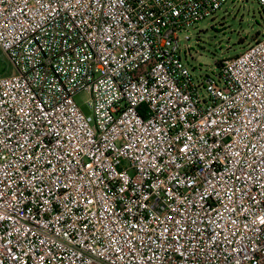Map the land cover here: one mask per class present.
I'll return each instance as SVG.
<instances>
[{
    "label": "built area",
    "instance_id": "obj_1",
    "mask_svg": "<svg viewBox=\"0 0 264 264\" xmlns=\"http://www.w3.org/2000/svg\"><path fill=\"white\" fill-rule=\"evenodd\" d=\"M225 1L0 0V264H264V36L177 38Z\"/></svg>",
    "mask_w": 264,
    "mask_h": 264
},
{
    "label": "rangeland",
    "instance_id": "obj_2",
    "mask_svg": "<svg viewBox=\"0 0 264 264\" xmlns=\"http://www.w3.org/2000/svg\"><path fill=\"white\" fill-rule=\"evenodd\" d=\"M264 36V12L257 0H226L211 16L177 33L180 57L191 75L203 83L217 81L218 62L241 53L255 39ZM199 92L205 94L203 86ZM86 91L74 95L81 111L88 115Z\"/></svg>",
    "mask_w": 264,
    "mask_h": 264
},
{
    "label": "trees",
    "instance_id": "obj_3",
    "mask_svg": "<svg viewBox=\"0 0 264 264\" xmlns=\"http://www.w3.org/2000/svg\"><path fill=\"white\" fill-rule=\"evenodd\" d=\"M219 65H220V61L218 62V66ZM10 71H11L10 63L7 57L0 50V75L8 74L10 73Z\"/></svg>",
    "mask_w": 264,
    "mask_h": 264
}]
</instances>
